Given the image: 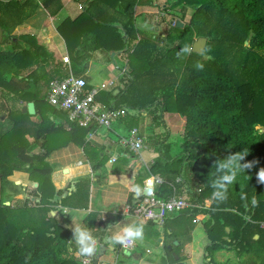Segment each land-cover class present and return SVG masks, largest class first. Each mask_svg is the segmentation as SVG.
Here are the masks:
<instances>
[{
    "label": "trees",
    "instance_id": "trees-1",
    "mask_svg": "<svg viewBox=\"0 0 264 264\" xmlns=\"http://www.w3.org/2000/svg\"><path fill=\"white\" fill-rule=\"evenodd\" d=\"M56 1L43 2L51 15L61 7ZM82 2L86 10L58 27L70 53V63L64 64L56 62L34 36L11 34L32 16L37 7L34 0H0V27L7 31L3 44L10 45L8 50L0 47V93L12 102L9 107L0 105V187L14 171L23 170L39 183L33 195H40L0 197V264H83L73 231L56 222L48 208L60 201L66 204L65 197H58L54 189L48 194L52 168L47 157L53 132L41 121H31L32 116L22 113L16 104L32 98L46 104L37 86L31 84L32 79L37 80L31 74L35 69L49 68V74L42 77L47 81L50 76L67 77L70 69L81 75L96 49L127 52L132 60L147 63L142 72L129 66L117 94L101 90L97 100L109 109H124L120 117L129 131L140 128L148 118L149 128L155 124L164 127L165 133H159L150 146L157 156L139 176L144 180L161 177L164 183L157 187L159 197L174 194L171 183L191 204L169 216L161 229L149 221L143 238L157 243L162 232L166 236L170 231L175 235L174 228L192 230L197 218L208 216L204 224L210 241L206 261H213L208 252L233 250L241 257L243 247H257L264 236V181L259 175L264 172V0H169L175 15L169 22L175 25L162 36L136 27L135 7L153 5L152 0ZM163 10L166 12V6ZM177 21L183 27H177ZM200 37L207 39L205 49L202 54L193 53L191 47ZM21 42L28 47L23 48ZM52 108L54 114L67 115ZM3 113L7 114L5 120ZM175 113L185 122L180 151L172 155V145L165 139L169 132L166 114ZM26 135L42 140L46 153H30ZM236 154H243L238 161L240 178L228 189L226 200H215L212 184L223 174L218 165ZM138 197L129 204H136L142 195ZM34 199L40 200V207ZM87 218L93 227V215ZM261 248L264 244L255 253ZM211 262L208 264H215ZM248 263L257 261L250 258Z\"/></svg>",
    "mask_w": 264,
    "mask_h": 264
},
{
    "label": "crops",
    "instance_id": "crops-1",
    "mask_svg": "<svg viewBox=\"0 0 264 264\" xmlns=\"http://www.w3.org/2000/svg\"><path fill=\"white\" fill-rule=\"evenodd\" d=\"M44 1L34 0L37 7L32 16L20 26L13 28L11 34L34 36L38 44L43 45L53 54L56 62L60 61L64 64H69L70 53L68 45L65 38L58 31V27L67 19L77 18L86 10V7L83 5L82 0H57L56 5H60L61 7L57 13L51 15L43 6ZM160 14L162 16L164 13L159 11L157 2H153V5H137L135 7V16L137 17L136 27L147 32V27L145 26L151 27L152 18L154 17L156 21L158 19L157 15ZM1 29L4 39L7 31L2 27ZM4 45L9 46V44L2 43L0 47ZM21 46L27 48L28 44L21 42ZM100 52L103 53L101 56ZM117 55L125 59L122 66H117L115 63ZM95 56L98 57L95 62L96 68L92 65V60L96 59ZM105 56L108 58L105 59ZM129 66H132L133 68H131L135 72H142L147 69L145 61H134L127 52L115 54L113 51L96 49L93 51L92 59L89 61L84 73L76 75L70 69L69 75L83 77L92 89L106 85L103 90H114L115 94H117V87L120 86ZM33 73L37 75V80L32 79L31 84L37 86L36 89L40 91V96H44L46 104L36 102L32 98L20 101V103L16 104V107L21 108L22 113H28L23 112V107L28 103H33L35 113L30 114L32 116L31 121H35L36 123L41 121L43 126L46 124L53 132L49 135L51 137L47 157V161L52 168L48 194L51 195L52 189H54L58 197H65L64 199L66 200V204H62L60 201L58 205H48L56 222L73 232L75 224L78 221L91 228L97 235L99 244L94 254V260H97L100 248L104 251L98 259V264L107 263L104 257L108 253L115 255L116 261L114 264L119 263L118 257H121L123 260L139 259L137 263L147 262V264L150 260H155L153 264H175L179 261L182 264H188V261L189 264H208V262H211V258L206 261L205 257L206 247L209 243L205 247L204 252L201 253V249L198 246L200 242L194 236L196 231L195 226L192 230L174 228L175 235L170 231L165 236L162 232L157 243L149 242L143 238V240L135 242V246L131 250L123 249L120 244L111 245L102 242L104 235L111 229L122 228L126 225L140 222L146 225L149 222L136 220L134 217L127 215L125 208L131 203V198L138 199V196L142 195L137 192V188L139 190L144 189V179L139 174H141L143 168H147L154 161L157 153L151 148H145L140 153H135L125 146L123 141L130 135L132 130L129 131L121 117L113 121L111 127L95 126L89 129L70 121L67 115L65 116L60 112L54 114L52 112L53 106L47 102V95L52 81L56 78H51L50 76L48 81L47 79H42L44 75L49 74V68L47 67L37 68L31 72V74ZM41 111H44V113L40 116ZM144 120L141 123L142 126L136 128L143 139L145 131L147 132L150 126L148 122L150 119ZM52 127H56L58 130L54 132ZM26 138L31 142L30 153L35 155L46 153L42 140L37 142L30 135H26ZM179 147L178 150L180 149ZM172 148L175 149L173 145ZM38 185V182L29 178L27 172L16 170L1 185L0 197H16L17 199L40 197V195H33V191L37 189ZM33 201L38 202L39 207L41 206L39 199H34ZM52 208L55 210H52ZM89 214L93 215V227H90L89 221H87ZM198 220L201 219L197 218ZM157 225L158 229H161L163 226ZM261 227L263 228V225ZM254 239L257 241L259 236H255ZM165 244H168L167 248H165ZM186 248H188V251H185ZM191 251H193L192 258ZM224 251L234 254V258L238 262L237 264H249L250 257L248 259L238 257L237 253L233 250H218L215 257L216 260L213 258L211 263L225 264V261L224 263H220L221 260L217 258V255ZM200 255H203V259L199 263L198 261L201 259ZM195 256H198V259H200H195ZM262 260L264 259H258L257 264H260Z\"/></svg>",
    "mask_w": 264,
    "mask_h": 264
},
{
    "label": "built area",
    "instance_id": "built-area-1",
    "mask_svg": "<svg viewBox=\"0 0 264 264\" xmlns=\"http://www.w3.org/2000/svg\"><path fill=\"white\" fill-rule=\"evenodd\" d=\"M87 87L88 83L83 77L71 74L62 79H54L47 95V102L56 109L65 112L70 121L83 127L89 129L95 126L111 127L113 121L125 114V110L106 108L97 100L98 94L106 85L95 89H87ZM123 142L135 153H140L146 148L145 141L136 128ZM179 181L180 179L176 180V182ZM163 183V179L159 176H150L145 179L144 189L147 190V193L142 195L136 204H128L125 208L126 214L136 220L153 221L163 225L169 216L177 215L191 206L188 197L178 195L171 183L169 185L173 187L174 194L166 198L159 197L157 187ZM150 189L151 191H149ZM134 246L135 243H129L127 247H122L125 250H131ZM94 258L95 255L85 256L82 263L92 264Z\"/></svg>",
    "mask_w": 264,
    "mask_h": 264
},
{
    "label": "rangeland",
    "instance_id": "rangeland-1",
    "mask_svg": "<svg viewBox=\"0 0 264 264\" xmlns=\"http://www.w3.org/2000/svg\"><path fill=\"white\" fill-rule=\"evenodd\" d=\"M152 1L153 2H157L160 12H163L164 11L163 10L164 7L166 6V12H163L164 14L161 16V18L159 17V19L156 20V22L159 23V24H157L156 22H155V24H152L153 23L152 22L153 20H152L151 21L152 23L150 25L151 27H149V28H148V26H145V27H147V32H149V33H155V34H157L159 36H161L162 34L165 35L167 33L168 29L172 25H175V24H173V22H171L172 24L169 22L175 17V15H173L171 10L169 9V4H170L169 0H152ZM186 13H187V17H188L191 14V10H188ZM145 17H148V16H145ZM163 19H165V20L163 21ZM1 48L4 49V50H8V49H10V45L9 46L8 45H4ZM261 52L264 53V51H261ZM102 54L103 53L100 52V56ZM127 57H128V55H127ZM95 58L96 59L92 60L93 61L92 65L94 66V68H96L95 62L97 61L98 57L95 56ZM104 58L107 59L108 57L105 56ZM124 60L125 59L123 57H119V55H117V57L115 58V63H116L117 66H122L124 64ZM113 66L115 67V65H113ZM74 74H77V73L74 72ZM2 104H4L5 106L9 107L10 104H12V102L11 101H7L6 99H4L2 97V95H1V93H0V105H2ZM0 112H1V110H0ZM3 114H5V116H4V120H5L7 118V114L6 113H3ZM166 119H167V124L169 126V129H168L169 132H168V135L165 137V139L167 138L166 142L167 143H171V145H173L175 147V149L172 148V152H171L172 155H175V154H177L180 151V149L178 150V147L180 146V144L182 142V136H183V129H184L185 120L180 114H176V113L175 114H166ZM148 120H149V118H148ZM144 121H146V120H144ZM165 131L166 130L164 129L163 126H159L158 127V126H156V124L154 125L153 129L148 128L147 132L145 131V136L143 134L144 141H145L144 144H145L146 148H148V149L151 148L150 146H152L154 141L157 140V135L159 133H165ZM149 135H151V136H149ZM147 136H149V137H147ZM207 219H208V216H205L203 219L195 221L196 231H195L194 236L196 237V240H198L200 242L198 246L201 249V253L204 252L205 247L209 243V239L207 237V232H206V229H205V226H204V224L207 221ZM260 242L261 243H259V245H257V247L255 246L253 249L252 248L250 249L248 247H243L244 250L242 251V256L241 257L242 258L244 257L246 259H248L250 257L251 259H254L256 261H258V259H264V248H261V252L259 254L255 253L256 251H260L259 247H261L262 244H264V236H262V239L260 240ZM185 251H188V248H186ZM217 252L218 251H215L213 253L208 252V255H213V258H215ZM192 257H193V251H191V258ZM202 257H203V255H200L201 259L199 258L200 259V261H198L199 263L202 261V259H203ZM234 257H235L234 254H231L230 252H225V251L221 252V253H219L217 255V258L219 260L223 261V262L220 261V263H224V261H225V264H237L238 262H237V260ZM104 258L107 260L106 264H114L115 261H116V257L112 253L111 254L108 253V255H106ZM195 259H198V256H195ZM117 260L119 262L118 264H136L137 262H139V259H137V260H132V259L123 260L121 257H118ZM215 260H216V258H215ZM230 260H231V262H230ZM154 261L155 260H150L149 263L153 264ZM187 263L189 264V261ZM144 264H147V262L146 263L144 262Z\"/></svg>",
    "mask_w": 264,
    "mask_h": 264
},
{
    "label": "clouds",
    "instance_id": "clouds-1",
    "mask_svg": "<svg viewBox=\"0 0 264 264\" xmlns=\"http://www.w3.org/2000/svg\"><path fill=\"white\" fill-rule=\"evenodd\" d=\"M242 158L243 154H236L219 163L218 171L223 172V174L218 176L213 181V199L223 201L228 198V189L232 186L234 181L240 178L239 174L242 172V169L238 161ZM259 175L261 181H264V172H261ZM137 191L139 192L138 188ZM149 191H151V189ZM252 203H256L255 198L252 199ZM143 237L144 225L143 222H140L132 223L122 228L117 227L115 229H111L104 235L102 242L111 245L120 244L127 247L129 243H135L143 240ZM73 242L78 253L83 256L94 255L99 246L98 238L94 231L79 221L75 224Z\"/></svg>",
    "mask_w": 264,
    "mask_h": 264
},
{
    "label": "water",
    "instance_id": "water-1",
    "mask_svg": "<svg viewBox=\"0 0 264 264\" xmlns=\"http://www.w3.org/2000/svg\"><path fill=\"white\" fill-rule=\"evenodd\" d=\"M183 23L181 21H177L176 22V26L177 27H183ZM2 41H3V31L0 27V45L2 44ZM207 44V39L205 37H200L198 39H196L191 47V51L193 53H197V54H202L204 49H205V46ZM23 112H28L29 114H34L35 113V108H34V104L33 103H28L25 107H23ZM4 114L2 115V118H4ZM138 192V191H137ZM138 193H141L142 195H145L147 193V190L146 189H143V190H139ZM66 227V225H64ZM227 231H229V229H227ZM103 249H99L98 251V256H97V260L95 259L93 261V264H98V259L99 257H101V255L103 254Z\"/></svg>",
    "mask_w": 264,
    "mask_h": 264
}]
</instances>
